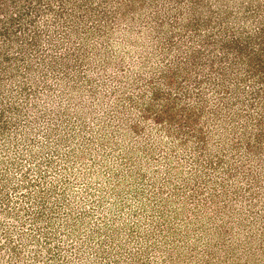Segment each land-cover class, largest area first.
Returning <instances> with one entry per match:
<instances>
[{
    "label": "rangeland",
    "instance_id": "1",
    "mask_svg": "<svg viewBox=\"0 0 264 264\" xmlns=\"http://www.w3.org/2000/svg\"><path fill=\"white\" fill-rule=\"evenodd\" d=\"M0 264H264V0H0Z\"/></svg>",
    "mask_w": 264,
    "mask_h": 264
}]
</instances>
